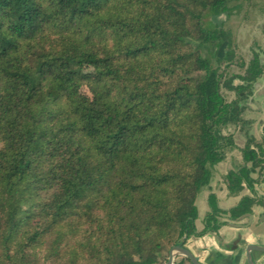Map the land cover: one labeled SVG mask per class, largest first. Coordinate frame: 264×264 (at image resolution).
<instances>
[{
    "label": "trees",
    "instance_id": "obj_1",
    "mask_svg": "<svg viewBox=\"0 0 264 264\" xmlns=\"http://www.w3.org/2000/svg\"><path fill=\"white\" fill-rule=\"evenodd\" d=\"M244 1L0 0V264H165L252 212L210 194L195 226L242 122L204 20ZM260 152L249 139L230 194L254 188Z\"/></svg>",
    "mask_w": 264,
    "mask_h": 264
},
{
    "label": "crops",
    "instance_id": "obj_2",
    "mask_svg": "<svg viewBox=\"0 0 264 264\" xmlns=\"http://www.w3.org/2000/svg\"><path fill=\"white\" fill-rule=\"evenodd\" d=\"M234 142L235 147L238 149L237 155L227 153L226 159L212 169V178L209 185L204 187L197 196L198 218L195 226L200 231L205 225L204 218L210 211L208 204L210 194L216 196L221 210H229L235 207L245 196H255L258 201L252 207L253 221L250 226L245 228H234L229 224H225L216 233H207L202 237L189 238L184 246L195 256H198L203 264H247L246 247L251 244L264 246V207L259 202H264V164L256 173L252 174V178L257 180L254 185V194L245 185L240 193L230 194L226 175L229 171L240 170L244 162L241 151L244 143L239 146L236 144V140ZM255 143L259 146L263 145L264 150V140L261 137H256ZM259 157L264 160V153L260 152ZM201 195L202 198H200ZM247 223L248 219L240 221V224ZM252 258L254 264H264V253L252 252Z\"/></svg>",
    "mask_w": 264,
    "mask_h": 264
},
{
    "label": "rangeland",
    "instance_id": "obj_3",
    "mask_svg": "<svg viewBox=\"0 0 264 264\" xmlns=\"http://www.w3.org/2000/svg\"><path fill=\"white\" fill-rule=\"evenodd\" d=\"M238 5H239L238 8L232 14H230V16L223 15L220 17L219 20L221 21L222 24H224L223 30L230 39V42L232 44L231 49L233 51L232 61L221 63V66L223 68L226 66V64L230 63V65H227L226 69H224L227 78L231 76L243 74L244 73L243 65L247 64L253 57L252 55L253 49L254 48L257 49L264 46V0H249V1L240 2ZM214 21L215 18L213 16L210 17V15L209 16L207 15L204 20L205 27L208 29H214V24H213ZM217 53H218V48L216 49L214 45L209 44L203 47V54L211 61L213 67L217 65L216 64ZM236 84H239V82L236 81ZM222 92L224 97L228 101H232L237 98L235 92L229 91L224 87L222 88ZM244 116L249 118L252 116V114L249 111H246ZM254 117L259 120V124L264 119V116L261 113H254ZM245 129L246 127L245 128L243 127V129L240 131L238 127L229 126L223 131V133L229 135L233 133L235 134L238 131V133L244 135L243 132ZM257 130H258V126H256V131ZM235 139H236V144L241 146L243 143L242 141L243 139L238 135H236ZM230 153H232L233 155H237L238 153L237 147L230 149L229 154ZM200 198H202V195ZM199 205H200V201H199ZM224 219L227 218L226 217H223V219L221 218V220L223 221ZM204 222H205V218H204ZM229 222H233V221H229ZM168 254L169 252L166 254L167 259H168ZM180 258H185V257L181 255H177L175 257L174 262Z\"/></svg>",
    "mask_w": 264,
    "mask_h": 264
},
{
    "label": "flooded vegetation",
    "instance_id": "obj_4",
    "mask_svg": "<svg viewBox=\"0 0 264 264\" xmlns=\"http://www.w3.org/2000/svg\"><path fill=\"white\" fill-rule=\"evenodd\" d=\"M238 6L239 5H236L235 7L230 9V11L226 13H221L218 16L214 17L215 21L213 22L214 24L213 30H216L218 32V37L214 39L213 41L206 43L205 45L210 44V45H214L216 49L218 48V53H217V58H216L217 65L214 66V68H216L218 70V73L222 76L221 83L225 85L226 83L231 82V85L233 86V89H229L226 87L224 88H226L229 91L235 92V94L237 95V98L232 100V102H236L239 108L242 110V115H241L242 122L238 124H231L230 126L238 127L240 131L243 129V127L244 128L246 127V129L243 132L244 135L238 133V131L235 134L233 133L231 135H233L234 141L236 140L235 139L236 135L240 136L243 139L242 141L244 143V146H243L244 148L247 141L251 138L255 140L256 137H261L264 140V119L259 124V120L254 117V113H261L264 116V46L257 48V49L255 48L253 49V53H252L253 57L247 64L243 65V68H244L243 74L231 76L228 78L226 77V73L224 72V69H226L227 65H230V63L226 64L224 68L221 66V63L227 62V61L231 62L233 51L231 49L232 44L230 42V39L225 33V31L223 30L224 24H222L221 21L219 20H220V17L223 15L230 16V14H232L238 8ZM257 70L259 72V75L256 76L255 80H250L254 72ZM236 81H238L239 84H236ZM246 111H249L252 114V116L249 118L244 116ZM256 126H258L257 131H256ZM262 147L263 145H260V149H262V153H264V150ZM252 149L256 150L258 148L255 146H252ZM263 164H264V160H262L259 163L258 167L255 168V171L253 173H256L257 170L261 168ZM244 166H245V163L243 162L242 168ZM247 166L251 167V164H248ZM233 171H239V170H233ZM254 180L257 181L256 179ZM244 185L245 184H243V188H244ZM251 192L252 194H254L255 193L254 189ZM248 197L251 198V196H248ZM262 206L264 207V205ZM224 220L226 222L225 224H230V223H234L237 221V220L233 221L228 218ZM229 221H233V222H229ZM251 256H252V253H251Z\"/></svg>",
    "mask_w": 264,
    "mask_h": 264
},
{
    "label": "water",
    "instance_id": "obj_5",
    "mask_svg": "<svg viewBox=\"0 0 264 264\" xmlns=\"http://www.w3.org/2000/svg\"><path fill=\"white\" fill-rule=\"evenodd\" d=\"M253 189H250V191H252ZM251 198L254 199L255 202L258 201L257 198H255V196H251ZM244 219H248V223L247 224H240V221H242ZM252 221H253V215L251 213H247V214H244L243 216L239 217L236 222L230 223L229 225L234 227V228H245V227L250 226ZM253 251L264 253V246H259V245H254V244H251V245L247 246V248H246L247 264H254L253 260H252V256H251V253ZM177 255H181V256L187 258L188 260H190V262L192 264H203L200 261L199 257L195 256L183 244L175 245L169 250L168 259H167L165 264H174V260H175V257Z\"/></svg>",
    "mask_w": 264,
    "mask_h": 264
}]
</instances>
